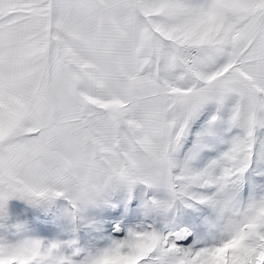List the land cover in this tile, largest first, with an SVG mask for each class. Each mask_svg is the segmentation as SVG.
Instances as JSON below:
<instances>
[{
    "label": "snow or ice",
    "instance_id": "snow-or-ice-1",
    "mask_svg": "<svg viewBox=\"0 0 264 264\" xmlns=\"http://www.w3.org/2000/svg\"><path fill=\"white\" fill-rule=\"evenodd\" d=\"M0 264H264V0H0Z\"/></svg>",
    "mask_w": 264,
    "mask_h": 264
}]
</instances>
